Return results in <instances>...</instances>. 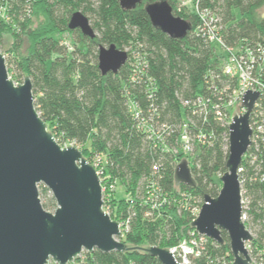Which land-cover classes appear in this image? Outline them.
<instances>
[{
  "label": "trees",
  "instance_id": "1",
  "mask_svg": "<svg viewBox=\"0 0 264 264\" xmlns=\"http://www.w3.org/2000/svg\"><path fill=\"white\" fill-rule=\"evenodd\" d=\"M155 1L143 0L135 9L126 10L120 0H14L10 21L0 17V48L8 34L12 39L6 57L10 75L15 82L31 78L36 108L57 141L62 146L75 144L89 162L96 154L104 155L106 180L126 188L127 197L118 198L113 192L104 199V208L114 220L131 217L130 231L122 241L134 247L170 249L195 232L193 209L201 208L205 195L216 197L220 192L229 156V126L212 116L204 125L200 119L207 133L213 131L212 142L198 145L196 156H186L170 150L178 147V130L166 142L169 150L153 147L138 129L130 104L139 105L144 114L156 109L161 122L177 129L192 115L182 100L207 98L211 89L232 80L222 74L217 47L197 30V0H183L190 4L183 12L177 8L180 0H168L174 14L192 24L182 39L171 38L153 26L145 5ZM199 8H208L219 19L220 36L227 46L242 42L264 48V0H199ZM75 11L90 19L95 38L69 28ZM63 34L72 37L71 44L63 41ZM25 42L29 45L23 53ZM112 43L126 50L129 58L117 74L103 75L99 47ZM135 54L147 60L143 70L137 69ZM185 158L190 161L195 187L175 183L176 167ZM155 163L160 165L157 173L152 170ZM254 168L247 164L242 175L262 238L264 209L257 204L264 198V183L255 180ZM40 196H48L42 200L45 208L57 207L43 184ZM164 197L166 202L155 206ZM222 236L223 243L208 239L206 252L192 257V264H231L228 233L222 231ZM70 264L163 263L137 248L125 253L96 249Z\"/></svg>",
  "mask_w": 264,
  "mask_h": 264
},
{
  "label": "water",
  "instance_id": "2",
  "mask_svg": "<svg viewBox=\"0 0 264 264\" xmlns=\"http://www.w3.org/2000/svg\"><path fill=\"white\" fill-rule=\"evenodd\" d=\"M143 0H120L126 10ZM145 10L154 27L171 38L182 39L192 29L190 21L174 14L168 0L147 3ZM71 30L90 38L96 32L90 19L75 11ZM128 52L112 43L99 47L98 64L103 75L117 74L127 63ZM258 90L242 96L244 113L229 125V156L222 187L216 197H204L192 227L200 235L223 243L228 233L233 264H250L246 243L252 235L241 220L242 196L238 169L251 146V113ZM29 76L15 82L0 49V264H70L82 252H128L143 249L163 264H190L176 260L168 248L129 246L122 241L120 222L105 210L103 186L96 168L75 144L62 146L49 131L35 104ZM177 186L197 185L188 159L175 170ZM49 188L56 200L54 212L41 200L39 185Z\"/></svg>",
  "mask_w": 264,
  "mask_h": 264
},
{
  "label": "built area",
  "instance_id": "3",
  "mask_svg": "<svg viewBox=\"0 0 264 264\" xmlns=\"http://www.w3.org/2000/svg\"><path fill=\"white\" fill-rule=\"evenodd\" d=\"M12 1L14 0H0V17L4 21H10L11 19ZM195 11L200 18L197 30L217 47V51L218 47L222 49L223 54L218 52L221 55V71L232 82L224 83L220 88L211 89V95L207 96V98L182 100V106L188 107L192 115L189 119L184 120L177 129L173 125L161 122L156 109L144 114L139 105L131 102L130 110L136 120L138 129L145 133L153 147H163L169 150L166 142L173 132L178 130V147L170 150L174 153L181 152L186 156H196L197 146L210 144L213 138V131L210 130L207 133L208 128L200 125L198 121L201 119L204 125L209 120V117L212 116L215 120L227 123L229 126L236 114L239 115L246 111L242 106L243 94L248 89L259 91L260 97L251 113V146L243 157L238 173L242 196L241 220L252 235V240L246 243L251 257L250 264H264V231L261 238L262 232H260V227L254 222L251 213L252 199L248 194V189L244 186L246 180L242 175L246 170L247 164L255 166V180L264 183V48L260 44L249 45L242 42L234 47L227 46L220 36L222 26L219 24V19L216 15L208 8H199V0L195 3ZM133 58L135 61H139L138 70H143L148 65L146 59L142 60L136 54ZM212 95L216 96V99ZM70 144L66 143L65 146ZM90 163L96 168L101 178L103 198L105 199V195L109 198L116 191L117 182L106 180V159L104 155L96 154ZM159 167L160 165L155 163L152 167L153 172L157 173ZM103 181L105 182L104 185ZM164 202H166L165 197L162 202L155 204V206L162 205L161 203ZM257 206L264 209V198L258 201ZM193 210L197 216L200 208H194ZM107 212L109 213V210ZM119 222L124 238L126 233L130 231L131 217ZM208 239V237L195 231L191 238L181 241L178 245L170 248V250L177 261L192 264V257H199L206 252ZM231 264H233V260Z\"/></svg>",
  "mask_w": 264,
  "mask_h": 264
},
{
  "label": "rangeland",
  "instance_id": "4",
  "mask_svg": "<svg viewBox=\"0 0 264 264\" xmlns=\"http://www.w3.org/2000/svg\"><path fill=\"white\" fill-rule=\"evenodd\" d=\"M186 4H188V5H190L189 4V2H186V1H183V0H180L178 3H177V8L178 9H180V10H182V12L183 11H185L186 10V8H185V6H186ZM258 13H262V9L261 10H259L258 11ZM61 37L63 38V41L66 43V44H71V42H72V37L69 35V34H63V35H61ZM11 44H12V39H11V37L8 35V34H6L5 35V37H4V43H3V45H2V47L0 48L1 49V51H3L4 53H5V57H9L10 56V53H9V48L11 47ZM28 42H25L24 43V46H23V48H22V52L23 53H26V51H27V48H28ZM105 46H107L108 47V45H105ZM218 52L219 53H221V54H223V51H222V49L221 48H219L218 47ZM9 69V68H8ZM24 81V80H23ZM22 83V82H21ZM65 144V143H64ZM68 144H70L69 142H68ZM65 146V145H64ZM44 185V184H43ZM116 191H115V193H116V196L118 197V198H120V197H127L128 196V194H126V188L119 182V183H117V186H116V189H115ZM39 191H40V193L42 192V184H40L39 185ZM48 197V196H47ZM46 196H42L41 198V200H45V198H47ZM42 203H43V201H42ZM47 209V208H46ZM55 209L56 208H52V209H47V210H49V211H51V212H54L55 211ZM200 211V210H199ZM85 252V251H84ZM84 252H82V254H84ZM81 254V255H82ZM52 263H54V262H52Z\"/></svg>",
  "mask_w": 264,
  "mask_h": 264
}]
</instances>
